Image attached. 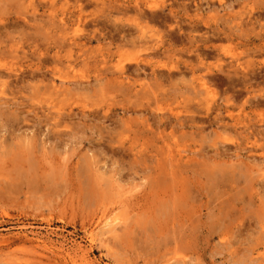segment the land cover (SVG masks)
<instances>
[{
  "label": "rangeland",
  "instance_id": "rangeland-1",
  "mask_svg": "<svg viewBox=\"0 0 264 264\" xmlns=\"http://www.w3.org/2000/svg\"><path fill=\"white\" fill-rule=\"evenodd\" d=\"M125 1L0 0V239L6 240H0V264H264V169L253 161L264 153V0H129L140 2L147 16L155 13L141 22L148 35L136 44L140 15L119 12ZM115 24L125 27L129 41L111 40L120 34ZM40 48L42 72L34 77ZM136 59L164 63L157 69L172 68V75L159 85L149 81L146 66L147 78L129 76L131 92L114 85L118 66ZM139 79L153 85L160 101L152 89L145 99L130 94L141 90L134 84ZM190 92L214 93L222 104L233 95L222 110L229 128L199 121L216 110L205 114L196 101L182 100ZM249 95L255 99L245 104ZM151 112L165 114L169 125L161 129ZM192 115L203 130L181 124ZM147 128L154 135L137 136ZM164 136L172 154L192 159L174 173L182 177L173 175L175 186L169 170L159 174V158L162 168L170 165L165 155L135 159L110 152L120 147L114 138L126 147L136 138V147L146 142L152 149ZM214 142L240 155L216 163L223 173L209 172L213 162L198 152L211 153ZM249 142L257 143L253 153L238 151ZM114 217L126 220L125 232L124 223L113 234L99 225Z\"/></svg>",
  "mask_w": 264,
  "mask_h": 264
},
{
  "label": "bare ground",
  "instance_id": "bare-ground-1",
  "mask_svg": "<svg viewBox=\"0 0 264 264\" xmlns=\"http://www.w3.org/2000/svg\"><path fill=\"white\" fill-rule=\"evenodd\" d=\"M125 2H128V4L126 5V4H124V3H122V4H119L117 7H116V9L117 10H120L119 12H121V11H130L131 9L132 10H134L138 15H140V16H138V17H136L135 19H134V21H136L135 22V25H137V27L136 28H139L138 29V31H137V33H139V35H138V37H136V38H134L133 40V42L132 43H135L136 44V42H138V41H142L144 38H146L147 37V35H146V30H145V25L143 24V23H146V24H148L149 23V21H152L153 20V18H154V12H152V15L151 16H147V13L145 12V8H143V6L140 4V2H137V1H135V3H133V2H131V1H125ZM130 2H131V5H130ZM194 3V2H193ZM195 5V4H194ZM197 5V4H196ZM185 8V7H184ZM150 9V8H149ZM152 11V10H151ZM154 13V14H153ZM149 14V13H148ZM142 15V16H141ZM144 15V16H143ZM193 15V14H192ZM194 16V15H193ZM198 16V15H197ZM157 17V16H156ZM115 19H117V23H119L118 22V18L116 17V18H114V20H113V22L114 21H116ZM120 19V18H119ZM139 19H140V22H139ZM197 19V18H196ZM158 20V19H157ZM163 20V19H162ZM166 20V19H165ZM197 21V20H196ZM141 22H143L142 24H143V26L141 25ZM165 22V21H164ZM122 23V22H121ZM164 24V23H163ZM115 26H118V25H116L115 24ZM122 26H123V24H122ZM135 27V26H134ZM142 27L144 28V30H145V32L142 30ZM147 27V26H146ZM124 28L125 27H121V24H120V26H118L117 28H115V30H118V32L120 33L119 35H118V37L117 36H115V35H110V38H111V40H118V41H120V43H122V41H124V40H126V38H127V35H128V33L127 32H124ZM130 31H131V29H130ZM129 31V32H130ZM170 36V35H169ZM171 40V39H170ZM127 41H129V40H126V42ZM196 44V43H195ZM165 45V44H164ZM119 46V45H118ZM167 46H168V44H167ZM157 48H159V47H162L161 46V44L160 43H158V45L156 46ZM165 47V46H164ZM194 47H195V45H194ZM198 47V46H197ZM166 50H168L167 48H165V51ZM195 50H198V49H195ZM14 51V50H13ZM190 51V50H189ZM192 51H194V50H192ZM117 52V50L115 51V52H111V54L113 55L114 53H116ZM123 52V51H122ZM122 52H121V50L118 52V54L119 55H121L122 54ZM39 53V57L40 58H38L39 59V61L37 60V62H39L40 64L37 66V68H36V70H33V73H32V75L34 74V77L36 76V74H41V73H37V72H40V70H41V62H42V56L44 55V52H41V48H40V51L38 52ZM164 53V52H163ZM197 53V52H196ZM198 57H200V53L198 54ZM150 59V58H149ZM31 60H32V58H31ZM146 60V59H145ZM145 60H143L142 59V61H145ZM141 60H138V59H136L135 60V65H133V66H127V65H119L118 66V68H117V72H118V75L114 78V81H112L113 82V84L114 85H117V86H122V87H124L125 89H127V90H129L128 92H131L130 91V85H132L130 82H129V76L132 74H134V76H136V77H139L141 74H144L145 75V78H147L148 76H149V74L151 75V78L152 79H150V77H149V81H152L153 79L156 81V83L157 84H159V85H162L163 84V79H166V78H169L171 75H172V73H171V69L172 68H168V72H160V71H162V70H159V69H157V68H162L163 70L165 69V65H164V63H162V64H159V62H160V59H159V61L158 62H155V64H159V65H152L151 63V61H149V63L150 64H144V65H142L141 64V62H142ZM34 62V61H33ZM199 64H203V61H202V58H200V62H199ZM235 65V64H234ZM34 66H36V65H34ZM146 66H151V70H150V72H149V74L148 73H146L145 72V70H146ZM230 66H233V65H230ZM229 66V67H230ZM6 68V67H5ZM4 68V69H5ZM232 68V67H231ZM167 69V68H166ZM238 69V68H237ZM8 70H9V68H8ZM7 70V71H8ZM211 70V69H210ZM231 70V69H230ZM235 70H236V67H235ZM6 71V70H5ZM11 70H9L8 72H10ZM13 71V70H12ZM37 71V72H36ZM31 72V71H30ZM41 72H42V70H41ZM236 72H238L237 70H236ZM235 72V74H237ZM245 72V71H244ZM244 72H243V74H244ZM233 73V72H232ZM30 74V73H29ZM208 74H211V73H208ZM246 74V73H245ZM32 75H29L30 77H32ZM42 75H44L43 73H42ZM8 76V75H7ZM38 76V75H37ZM229 76V75H228ZM14 77H17V76H15L14 75ZM40 77V76H39ZM211 77V76H210ZM213 77V76H212ZM211 77V78H212ZM141 79H143L142 77H140ZM210 78V79H211ZM4 79V78H3ZM12 79H13V77H12ZM15 79H17V78H15ZM37 79V78H36ZM125 79H127L128 80V82L125 80ZM141 79H139V80H136V81H134V84H135V82H137V85H140V87H142L141 88V90H139V89H137V90H134V92L133 93H130V94H133V95H135L136 97L138 96V97H141V98H143V99H145V96H147L148 94H149V92L148 91H151V90H149V89H152V91H154V92H152L153 93V95H154V99L155 100H157V101H160V99L158 98V95L155 93L156 91L153 89V85H151L149 82L148 83H143L144 82V80H143V82L141 81ZM229 79V78H228ZM99 80V79H98ZM113 80V79H112ZM130 80H133V79H130ZM207 80H209V79H207ZM207 80H204L203 81V83H202V86H203V88L205 89V90H208V88H210V86L211 85H209L208 84V82H207ZM212 81L214 80L215 81V79H211ZM210 80V81H211ZM19 81H21V80H19ZM26 81V80H25ZM24 81V82H25ZM218 81V80H217ZM216 81V82H217ZM2 82V81H1ZM22 82H23V79H22ZM109 82H110V80H109ZM139 82H141V83H139ZM145 82H146V80H145ZM215 82V83H216ZM242 82L244 83V81L242 80ZM242 82H241V84H242ZM20 83V82H19ZM153 83H155L154 81L152 82V84ZM211 83V82H210ZM218 83V82H217ZM110 84V83H109ZM130 84V85H129ZM133 84V85H134ZM156 84V85H157ZM12 85H13V82H12ZM75 84H73V86H74ZM111 85V84H110ZM158 85V86H159ZM164 85V84H163ZM243 85V84H242ZM244 85H245V83H244ZM3 86V85H2ZM11 86V85H10ZM18 86V85H17ZM17 86H14V87H16V89H17ZM20 86V85H19ZM18 86V87H19ZM22 86V85H21ZM20 86V87H21ZM51 86V85H50ZM78 86V85H77ZM246 86V85H245ZM12 87V86H11ZM13 87V88H14ZM244 87V86H243ZM58 88V87H57ZM56 88V89H57ZM65 88V87H64ZM136 88V87H135ZM66 89V88H65ZM75 89H76V87H75ZM204 89H203V91H204ZM18 90V89H17ZM16 90V91H17ZM59 90V92H60V94H62L61 92L62 91H60L61 89H58ZM63 90V89H62ZM67 90V89H66ZM65 90V91H66ZM72 90V89H71ZM247 90V89H246ZM254 90V89H253ZM136 91V92H135ZM163 91V90H162ZM55 92V91H54ZM59 92H57L56 94H59ZM73 92V91H72ZM167 92V91H166ZM13 93V92H12ZM15 93V92H14ZM13 93V94H14ZM67 93V92H66ZM65 93V94H66ZM249 93V92H248ZM163 94H164V92H163ZM162 94V95H163ZM71 95V94H70ZM69 95V96H70ZM236 95V94H235ZM235 95H234V97H235ZM256 95V94H255ZM259 95H261V94H259ZM58 96V95H57ZM73 96V95H72ZM166 96H168V95H166ZM166 96H164V97H166ZM173 96V95H172ZM14 97H15V95H14ZM179 97V96H178ZM182 98V100H185V101H188V102H191L192 103V101H196V104L198 105V107H200V108H203V109H205L206 110V113L205 114H208V111L210 110V109H213V107H214V109L216 110L215 112H216V114H215V116L214 117H211V116H209V115H206L205 117L206 118H198V120L199 121H201V119H202V121L203 120H205L204 122H206V121H208V122H211V124H214V123H216V124H219L220 125V127L221 128H224V129H228L229 128V125L227 126V123H222V121L224 120V117L222 116V114H223V112H222V110H228V106L230 105L229 103H232V98H233V95H231V96H226L225 98V102L222 104V103H219L218 102V99H216V97H217V95L216 94H214V93H211L210 94V92H204V93H194V92H190V94H186V95H183V96H181ZM236 97H238V95H236ZM58 98H59V96H58ZM70 98H71V96H70ZM111 98V97H110ZM238 98H241L240 100H242V97H238ZM13 99V98H12ZM16 99V98H15ZM112 99H114V98H112ZM165 99V98H164ZM235 99V98H234ZM237 99V98H236ZM254 99L255 98H251V96L249 95L248 96V98L246 99V101H244L245 102V104H246V102L247 103H249V104H252L253 103V101H254ZM166 100V99H165ZM9 101V100H8ZM7 101V102H8ZM6 102V101H5ZM10 102V101H9ZM53 102V101H52ZM179 102V101H178ZM55 103V102H54ZM216 103V104H215ZM258 103V102H257ZM53 104V103H52ZM214 106H213V105ZM242 104V103H241ZM56 105V104H55ZM233 105V104H232ZM49 106V105H48ZM54 106V105H53ZM123 107H122V111H124V110H127V111H129V107H126V106H124V105H122ZM231 106V105H230ZM108 107V106H107ZM51 108V107H50ZM111 107H109V108H107L108 110L110 109ZM160 108H162L161 106H157V108H156V111L158 112V109H160ZM243 108V107H242ZM106 109V108H105ZM105 109H104V111H105ZM251 109H252V107H251ZM56 110H59L58 108L56 109ZM245 110V109H244ZM55 111V110H54ZM107 111V110H106ZM131 111V110H130ZM240 111V110H239ZM56 113L58 112V111H55ZM157 112H151V116L153 117V119H154V121L156 120V125H162V127H161V129L163 128V126L164 125H167L168 123H170L169 121H166L167 119H166V117H165V114H160V113H157ZM225 112V111H224ZM50 113V112H49ZM56 113H54L55 114V116H56ZM200 113V112H199ZM229 113H231V112H229ZM229 113H226L229 117H232V121H234V119H233V114H229ZM46 115V113H43V115ZM62 114V112H60V115ZM42 115V116H43ZM44 115V116H45ZM47 115H48V113H47ZM51 115V113L49 114V116ZM59 115V116H60ZM261 115V114H260ZM264 115V114H263ZM54 116V115H53ZM107 116V115H106ZM182 116H180L179 114H177V117H176V119L179 121V120H181L180 118H181ZM188 117V118H187ZM46 119V118H45ZM51 119V118H50ZM120 119H122V118H120ZM52 120V119H51ZM264 120V119H263ZM42 121V120H41ZM54 121V120H53ZM122 121V120H121ZM184 122L183 123H181V124H183V125H185V124H187V125H189V127H191V128H196V129H204V126H201V125H199L197 122V117L196 116H194V115H192L191 117H189V116H185L184 117V120H183ZM47 122H48V120H47ZM50 122V121H49ZM49 122H48V124H49ZM55 122V121H54ZM58 122V119H57V121H56V123ZM53 123V122H52ZM60 123V122H59ZM112 123H114V122H112ZM237 121L236 122H234L233 124H234V126H236L237 125ZM55 124V123H54ZM124 124V123H123ZM130 125V124H129ZM169 125V124H168ZM131 126V125H130ZM233 126V127H234ZM128 127V126H127ZM138 127V126H137ZM149 127V126H148ZM166 127V126H165ZM219 127V126H218ZM154 128V127H153ZM55 129H56V127H55ZM108 129H110L109 127H108ZM125 129V128H124ZM128 129V128H127ZM145 129V128H144ZM160 128H157L156 130H159ZM236 129V128H235ZM106 130H107V128H106ZM131 130V129H130ZM138 130H140V128L138 129ZM155 130V129H154ZM128 131H129V129H128ZM133 132H135V130L133 129L132 130ZM132 132V133H133ZM63 133V132H62ZM111 133V132H110ZM130 133V132H129ZM60 134V133H59ZM139 134L140 135H142V136H148V135H150V134H152V135H154V132L152 131V128H147V130H144V131H138V135L137 136H139ZM156 135L157 134H160V138L161 137H163V136H161V132H156L155 133ZM155 135V136H156ZM252 135V134H251ZM32 136H33V134H32ZM130 136V135H129ZM246 136H247V134H246ZM127 137V136H126ZM135 136H133V138H134ZM159 138V137H158ZM249 137H247V139H248ZM115 140H117V141H115L114 140V142H115V145L116 144H119L120 145V147H122V148H120V147H118L116 150H113V149H111L112 151H110V148L108 147V149H107V151H108V153L107 154H109V151L110 152H112L113 153V155L114 154H119V153H122V155L124 154V153H126V151H127V153L129 154V156H131V154H132V156L131 157H133V155H134V157H135V159L136 158H138V157H140L141 159H143L142 157H145V158H149L150 156L151 157H157L156 155L159 153V154H161V155H165V158L170 162L169 164L170 165H166L164 168H162L163 167V164L165 163L164 162V159H161V158H159V166L157 165V167H158V170L160 169V171H159V174L161 173L162 174V172H167L168 170H169V172H171V173H169L168 175H170L169 177H171L172 178V180L174 181L175 180V178H174V176L176 175V177H177V179H179L180 178V175L181 174H179V177H178V175L177 174H174V173H179V171L180 172H183L184 171V169L182 168L183 167V165L184 166H187V163L190 161V160H192L191 159V157H189L187 160H185V159H183V157H182V155L181 154H179L180 156L179 157H177V155H175V154H172V152H173V148L171 147V145H170V143H166L167 141L165 140V136H164V143L162 144V145H160V146H154V147H152V149H148L146 146H145V143L143 142V143H141V145H140V147H136V143H137V139L135 138L134 140L132 139V141H130L129 142V146L128 147H126L125 146V140H123V139H121L120 140V138H114ZM157 139V138H156ZM113 140V139H112ZM126 140H127V138H126ZM143 140H144V138H143ZM149 140V139H148ZM145 141V140H144ZM247 141V140H246ZM110 142V141H109ZM113 142V141H112ZM112 142H110V143H108V144H111ZM155 142V144H157V142H156V140L154 141ZM149 143V142H148ZM248 143V142H247ZM247 143H245V145L247 144ZM1 144V143H0ZM154 144V145H155ZM34 145V144H33ZM101 145H102V143H101ZM103 145H105V143L103 144ZM112 145V144H111ZM149 145H150V143H149ZM212 145V144H211ZM249 145V146H248ZM247 146H244V147H241V146H238V151H241V150H245L247 153H250L251 154V152L253 153V151H254V146H256L257 145V143L255 144V142H251V144H250V142H249V144H248ZM98 146H100V145H98ZM114 146V145H113ZM152 146V145H151ZM2 147V146H1ZM102 147V146H101ZM211 147H213L212 148V152L210 153V151H208V150H206V149H201L200 148V150L198 151L199 152V154L200 155H202L201 157H204L203 159H209L211 162H213V165L212 164H208V163H206V165L209 167V166H211L212 165V168L211 169H209V172H224V171H222V169H219L218 168V164H216L218 161L219 162H221V161H224V159H226V157L228 158L229 156H232V155H235L234 157H237L238 158V156H240L239 155V153H237L236 151L234 152H232L233 154H230L231 153V151H232V149L228 146V147H225V148H223L222 146H219V145H217V143L216 142H214L213 143V145L211 146ZM237 147V146H236ZM25 148V147H24ZM96 149H97V147H95ZM100 148V147H99ZM150 148V147H149ZM202 148H204L203 146H202ZM255 148H257V147H255ZM33 149V148H32ZM106 149V148H105ZM105 149L103 148V150L105 151ZM198 149V148H197ZM196 148H195V152L192 150V152H194V153H196V150H197ZM101 150V149H100ZM236 150V149H235ZM257 150V149H256ZM26 151H28V153L31 155L32 153H31V150H29V147L28 148H26ZM36 151V150H35ZM106 151V152H107ZM155 151V152H154ZM207 151V152H206ZM264 151V150H263ZM33 152V151H32ZM98 153H101V152H99V151H97ZM197 152V153H198ZM27 153V152H26ZM27 153V157H30V155ZM36 153V152H35ZM112 153H110V154H112ZM197 153H196V155H197ZM235 153V154H234ZM261 153H263L262 151H261ZM0 154H1V152H0ZM102 154V153H101ZM105 154V153H104ZM209 154V155H208ZM29 155V156H28ZM99 155V154H98ZM120 155V154H119ZM199 155V156H200ZM206 155H208V156H206ZM248 155V154H247ZM35 156V155H34ZM93 156V155H92ZM96 156V155H95ZM261 156H263V158H262V160H259L258 161V159H256V157L253 159V161H257V162H259V163H261L262 164V168L261 169H264V153H263V155L261 154ZM233 157V156H232ZM251 157V155H248L247 156V158H250ZM87 158V157H86ZM139 158V159H140ZM145 158H144V160H145ZM231 158V157H230ZM261 158V157H260ZM259 158V159H260ZM239 159V158H238ZM229 160V159H228ZM88 161H90L89 159H88ZM146 161V160H145ZM231 161V160H230ZM229 161V162H230ZM260 161H262V162H260ZM205 162V161H204ZM207 162H209V161H207ZM226 162V161H225ZM144 163V162H143ZM199 163V162H198ZM197 163V164H198ZM223 163V162H222ZM31 164H34V162H32ZM30 164V165H31ZM38 164V163H37ZM232 164V163H231ZM235 164V163H234ZM234 164H232V165H234ZM240 164V163H239ZM239 164H238V166H239ZM243 164H244V161H243ZM242 164V165H243ZM246 164V163H245ZM36 165V164H35ZM38 165H40L39 167H41V163L40 164H38ZM230 165V164H229ZM229 165H227V166H229ZM235 165H237V164H235ZM238 166H236V169H237V167ZM246 166V165H245ZM34 167V166H33ZM32 167V168H33ZM36 167V166H35ZM43 167V166H42ZM219 167H220V165H219ZM234 167V166H233ZM44 168V167H43ZM229 167H227L226 169H228ZM231 168H232V166H231ZM235 168V167H234ZM233 168V169H234ZM238 168H240V167H238ZM242 168V167H241ZM247 168V167H246ZM29 169H31V168H29ZM45 169V168H44ZM152 169V168H151ZM232 169V170H233ZM243 169V168H242ZM245 169V168H244ZM25 170V172H26V170H28V169H24ZM23 170V171H24ZM36 170V169H35ZM46 170V169H45ZM237 170H239V169H237ZM236 170V171H237ZM247 170H249L248 168L246 169V171ZM37 171V170H36ZM47 171V170H46ZM98 170H96V172H97ZM101 171V169H99V172ZM152 171H154V169L152 170ZM240 171V170H239ZM238 171V172H239ZM242 171H244V170H242ZM245 171V172H246ZM28 172H29V170H28ZM40 172V171H39ZM102 172V171H101ZM208 172V171H207ZM233 171H231V173H232ZM248 172V171H247ZM164 174V173H163ZM171 174H172V176H171ZM165 175V174H164ZM167 175V174H166ZM167 175V176H168ZM174 175V176H173ZM216 175H217V173H216ZM220 175H221V173H220ZM229 175V174H228ZM263 175V174H262ZM218 176V175H217ZM226 177H227V175H225ZM234 176H235V173H234ZM237 176H239V175H237ZM264 176V175H263ZM168 177V178H169ZM213 177V176H212ZM211 177V178H212ZM221 177H224V176H222L221 175ZM225 177V179H228V177L226 178ZM240 177V176H239ZM167 177L165 178V179H167V180H169ZM182 178V177H181ZM181 178H180V180H181ZM232 179V178H231ZM233 179H234V177H233ZM236 179V178H235ZM157 180V179H156ZM155 180V181H156ZM217 180V179H216ZM166 181V180H165ZM183 181V180H182ZM213 181V183L215 182L214 181V179L212 180ZM219 181V180H218ZM158 182V181H157ZM230 182H233L232 180H230ZM173 185L175 184L176 185V181H174V182H171ZM184 183V182H183ZM182 183V184H183ZM220 183V182H219ZM237 184H239V182H236ZM7 184H8V182H7ZM171 184V185H172ZM181 184V183H180ZM216 184L218 185V183L216 182ZM227 185H228V183H226ZM231 184V183H230ZM234 184H235V182H234ZM237 184L235 185V187L237 186ZM9 185V184H8ZM161 185V184H160ZM169 185V184H168ZM174 185V186H175ZM179 185V184H178ZM217 185H215V186H217ZM221 185V184H220ZM233 185V184H232ZM156 186H157V184H156ZM167 187V186H166ZM182 187V186H181ZM185 187V186H184ZM233 187V186H232ZM238 187V186H237ZM261 187H263V186H261ZM168 188V187H167ZM166 190H168V189H166ZM179 190V189H178ZM177 190V191H178ZM5 191V190H4ZM170 191H172V190H170ZM176 190H173V194H175L174 192H175ZM228 191H230V190H228ZM177 194V193H176ZM175 194V195H176ZM169 197V196H168ZM177 197V196H176ZM171 198V197H170ZM170 198H169V200H170ZM171 199H173V197L171 198ZM180 199H178V201H179ZM174 201V200H173ZM172 203V202H171ZM176 204V203H175ZM97 217V216H96ZM105 218V217H104ZM115 218V217H114ZM112 219V220H108V221H100L99 222V225H101V224H103V227L105 228L106 227V230H105V232L107 233L108 232V234H109V232H114L116 229H118L117 228V226H118V224L120 223H124V225L122 226L121 225V227L123 228V227H125V223H126V220H125V222H123V220H122V218L121 219H118V218H115V219ZM101 219V218H100ZM109 219H111V218H109ZM106 220H107V217H106ZM121 220H122V222H121ZM117 225V226H116ZM127 225V224H126ZM126 227H128V226H126ZM119 229H120V227H119ZM124 229L125 228H123L122 229V231L123 232H125L124 231ZM104 230V229H103ZM119 231H121V229L119 230ZM128 231V230H127ZM104 232H102V236L103 235H105V233L103 234ZM119 233H121V232H119ZM113 234V233H112ZM115 235V234H114ZM110 236H112V235H110ZM107 238V237H106ZM3 238H1L0 240H2ZM6 239H8V238H6ZM103 239V238H102ZM105 240V239H104ZM2 241H6L5 239H3ZM2 241H0V242H2ZM1 245V244H0ZM4 246H6V245H4ZM3 249H4V247H2ZM0 250H2V249H0ZM61 257V256H60ZM72 259V258H71ZM65 262V261H64ZM69 262V261H68ZM66 263V262H65ZM66 264H68V263H66Z\"/></svg>",
  "mask_w": 264,
  "mask_h": 264
}]
</instances>
